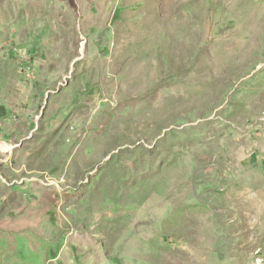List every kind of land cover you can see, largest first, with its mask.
Instances as JSON below:
<instances>
[{"label":"rangeland","instance_id":"obj_1","mask_svg":"<svg viewBox=\"0 0 264 264\" xmlns=\"http://www.w3.org/2000/svg\"><path fill=\"white\" fill-rule=\"evenodd\" d=\"M0 264H264V0H0Z\"/></svg>","mask_w":264,"mask_h":264},{"label":"built area","instance_id":"obj_2","mask_svg":"<svg viewBox=\"0 0 264 264\" xmlns=\"http://www.w3.org/2000/svg\"><path fill=\"white\" fill-rule=\"evenodd\" d=\"M14 50H15V52L18 51V49H14ZM19 54H20V55H19V58H21V62H22V64H23V69L25 70V74H26L27 77H30L31 74H32V69H33V67H32V65H31L30 61H27V62L24 61L26 55H23V54H21V53H19Z\"/></svg>","mask_w":264,"mask_h":264},{"label":"bare ground","instance_id":"obj_3","mask_svg":"<svg viewBox=\"0 0 264 264\" xmlns=\"http://www.w3.org/2000/svg\"><path fill=\"white\" fill-rule=\"evenodd\" d=\"M3 148H6L5 146Z\"/></svg>","mask_w":264,"mask_h":264}]
</instances>
